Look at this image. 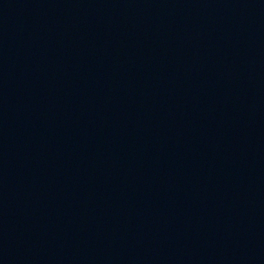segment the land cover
I'll use <instances>...</instances> for the list:
<instances>
[{
  "label": "water",
  "instance_id": "water-1",
  "mask_svg": "<svg viewBox=\"0 0 264 264\" xmlns=\"http://www.w3.org/2000/svg\"><path fill=\"white\" fill-rule=\"evenodd\" d=\"M0 264H264V0H0Z\"/></svg>",
  "mask_w": 264,
  "mask_h": 264
}]
</instances>
